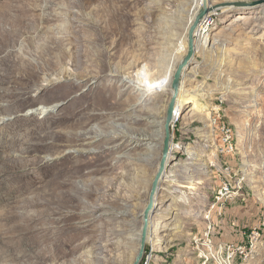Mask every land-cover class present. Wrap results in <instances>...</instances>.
I'll return each mask as SVG.
<instances>
[{"label":"rangeland","instance_id":"374dc122","mask_svg":"<svg viewBox=\"0 0 264 264\" xmlns=\"http://www.w3.org/2000/svg\"><path fill=\"white\" fill-rule=\"evenodd\" d=\"M208 1L222 5L207 15L211 43L230 57L222 67L210 47L201 50L182 77L193 93L211 86L201 99L210 118H191L189 103L173 123L179 148L168 167L178 178L172 186L177 193L192 183L197 189L181 206L170 194L155 208L154 220L171 224L149 239L148 264H200L196 233L212 225L215 243L240 241L242 231L264 221V0ZM191 6L193 0H0V264H129L137 255L132 235L160 160L144 158L145 141L136 146L111 132L112 120L135 111L121 122L145 128V115L160 113L161 103L150 95L132 107L137 93L113 74L140 57L154 69L165 51L175 53ZM208 124L214 132L204 137ZM223 124L233 131V153L217 151ZM92 126L107 132L69 141ZM189 160L195 164L184 171ZM223 166L233 169L228 179L241 182L244 195L202 220ZM123 210L126 217L116 215ZM178 221L182 228L171 229ZM233 264H264V234L258 255Z\"/></svg>","mask_w":264,"mask_h":264},{"label":"bare ground","instance_id":"6f19581e","mask_svg":"<svg viewBox=\"0 0 264 264\" xmlns=\"http://www.w3.org/2000/svg\"><path fill=\"white\" fill-rule=\"evenodd\" d=\"M202 6H203V0H193V6H191V8H190V10L188 12V16H186L187 20H186V22L184 24V27H183L182 38H181V41H180V43L178 44V46L176 48V52L175 53L171 54L168 57V56H165V52H166L165 51L164 55L163 56L161 55L162 58L160 57L161 60L159 61L158 65L157 66H155L156 64L154 65L155 66L154 69L151 68L149 65L145 64L144 60L141 59V57H140L139 59L137 58V60L134 63L128 64L129 66L125 70H116L115 74H113L115 77H121L122 83L130 84L129 86L133 90H135V93H137V95L135 97V104L132 107L136 106L139 103L141 105L146 103L147 98L150 95L158 96L157 103H161V111H160V113L148 112L145 115L146 117L144 116L146 121H147V124H146L145 128L141 129L139 127V128L136 129V128H133L131 125L129 126L128 124H126L124 122H121V119H126L128 116H131V117L134 116V114H136L135 111H132L127 116H122L121 118L119 117L117 119L112 120L113 121L112 122V127L114 128V130H112L111 132H114L115 134L122 135L121 137H125L132 144H136V146L139 145L142 141H145L148 144L146 152H144V158L146 160L151 159V158L153 159V155H155V154H156V157H157L156 158L157 159L156 162H158V160H160L159 159V150H160V148H162L161 147V143H162V140L164 138V131L163 130H164V125H165V120H166V110H167L168 104H169V102L171 100L172 93H173L172 86H171L172 85V77H173V74H174V72H175V70L177 68L178 63L181 61V59L184 57V55L187 52V49H188V46H187L188 32H189L190 27L193 25V23L195 21V18H196V15L200 11ZM209 7L211 8L210 14L211 13L212 14L216 13L217 10L213 7V5L212 6L209 5ZM181 10H184V9H181ZM186 10L184 12H186ZM178 17H180V16H178ZM206 18H207V16L201 21L200 25L197 27L196 32H195V39L197 41V43H196V53H198L201 50L203 52L207 51V49H209V47H210V51L211 52H209V54L210 53L211 54L209 55V57H211V59L215 58L216 62L219 61L218 66L220 65V66L223 67L226 64L227 59H229L230 55H228L227 52L225 51L226 48H222V49L220 48V50L218 52H216V50H215L216 49V44H215L216 42L214 40L213 43H211V35L208 33L209 24L206 25L207 24ZM181 22H183V21H181ZM161 31H163V30H161ZM171 34L169 36L173 37V36H171ZM220 34H221V32L215 34V37L220 35ZM174 38H173V40H175ZM168 39H170V38H168ZM169 42H167V43H169ZM171 43L174 44L175 42L171 41ZM166 55H168V54L166 53ZM205 56L207 57V54ZM223 61H225V62L223 63ZM189 68H190V66L187 69L189 70ZM195 72L197 73V70H195ZM184 75H186V73ZM190 79L193 82L192 78H190ZM217 80H218V78H217ZM53 81H54V79L47 80L48 84L49 83L51 84ZM222 82H223V80H222ZM184 83L185 82L183 80L181 82V84H180V87H179V95H178L177 101H176L175 113L173 115L172 124L175 122V119H176L177 115L179 114V112L182 109L186 108V106L189 103H192V105H193L192 108H191L192 109V113H191V115L189 114L191 116V118L196 117L198 120H201V122H203V123L209 122L210 113L207 112V105L201 99H205L206 97L209 98L210 93L212 92L211 86H208L207 88H203L202 89L203 93L198 94V93H193L192 91L185 89ZM216 85H217V83H216ZM46 106L48 107V105H46ZM44 108H45V106L42 108V111L44 110ZM139 116L140 115H138V117ZM133 120H134L133 124H136V123H138L137 121L139 119H133ZM135 127H137V126H135ZM136 130H137V132H135ZM105 132H107V131L101 129L99 126H92L91 128L84 129L80 133H76V135H73L70 138L69 141L70 142H78L81 137L91 141V140H94L95 138H97L99 136H103L104 134H106ZM213 132L214 131L212 129V126L210 124H208V130L205 133L204 137H211ZM178 148H179V146L175 145V143L172 140L171 152H170V155H169V160L170 161L172 160V158L174 156V153L177 151ZM188 148H189V151L187 153H189L190 156H195L196 153L192 152L191 147H188ZM212 153H213L214 157H217L216 153H214V152H212ZM198 156H201V154L200 155L198 154ZM134 158H136V161H138V162L141 161L137 157H134ZM246 163L247 162H245L244 165ZM192 164H195V162L189 160V161H187L185 163V167H181V168L184 169V171L185 170H189L190 169L189 166L192 165ZM205 164H207V165L209 164V165L213 166L214 162L205 163ZM179 171H180V168H179V170H177V172H179ZM245 171H246L245 172L246 175H251L250 172H248L247 170H245ZM176 176H177V174H176L175 171L167 170V172L165 174V177L162 179V181L159 184V186L161 187L164 183H167L169 186L166 187V189H167L166 193L164 192L160 196L158 195V197H156V199H155L156 207L161 202H163L166 199H168L170 194H172V195L174 194L175 195L174 196L175 200H176L175 202L179 203V205L180 204H185L187 202V200L189 199L188 196L191 195V194H194V190L197 189V185H196L197 183H192V184L188 185L186 190H181V191H178V193H177V190L174 189L173 186H172V184L174 182L178 181V178H176ZM199 181H202V180H199ZM136 183H137V181H136ZM254 187H256V186H254ZM102 188H104V187H102ZM263 189L264 188H260V190H259L262 200H264V191H261ZM175 193H177V194H175ZM93 194H94V192H91V193L88 194L89 197H90V200H91V202H93V204H96V203L98 204V202H100V200H101V197L99 196V197H96V198H91V196ZM173 210L177 211L175 214L180 216L181 208H179V206L175 207ZM119 214L122 217L123 216L126 217L128 215L127 211H124V210L123 211H118L116 213V215H119ZM204 215H206V216H204V218H202V220H207V219L211 218V212H208L207 214H204ZM140 217H142V213H140ZM172 220H175V219L173 218ZM151 223H152V232L149 235V239H151V237L154 234L157 235L164 228L169 227L170 224H171V223H169L167 221H163L162 219L161 220L160 219L159 220L158 219L154 220L153 217H151ZM182 223H183L182 221H178L177 223H174V226H172L171 229L180 230L182 228ZM130 224L131 223H129V225ZM140 233H141V227L138 228V229L136 228L134 230V232H133V235H132V239L134 240V242L136 244H138V246H136V248L133 249L136 253L138 252V248H139ZM158 241H159L158 243H165L166 240H164L162 238H158ZM169 241H171V239ZM135 257H136V255L129 262V264H133V262L135 260Z\"/></svg>","mask_w":264,"mask_h":264},{"label":"built area","instance_id":"2783aa9c","mask_svg":"<svg viewBox=\"0 0 264 264\" xmlns=\"http://www.w3.org/2000/svg\"><path fill=\"white\" fill-rule=\"evenodd\" d=\"M209 17L206 18V22L211 24ZM214 125L217 124V120L213 122ZM220 127L222 132L223 145L221 150H217L219 154H229L235 151L236 146L233 143V131L230 127L223 124ZM233 169L229 166H223V171L220 174L221 185L219 190L216 192L213 204H211L208 212L217 210H222L223 207H218L220 203L233 200L235 198H241L244 195L243 185L241 182L238 184L232 182L228 179V175L231 177L233 174ZM234 176H237V173H234ZM207 219L205 221H210ZM233 226H236V223H232ZM264 234V221L260 224L255 225L241 233L240 241L233 242H221L215 243L213 241L214 230L212 225H208L207 229L204 232H198L192 237V243H194L198 250V258L200 264H233L236 258L241 259H252L254 256L258 255L261 249L262 237ZM149 243V242H148ZM151 257V251L146 250L145 258L142 264H148V261Z\"/></svg>","mask_w":264,"mask_h":264},{"label":"water","instance_id":"95a60500","mask_svg":"<svg viewBox=\"0 0 264 264\" xmlns=\"http://www.w3.org/2000/svg\"><path fill=\"white\" fill-rule=\"evenodd\" d=\"M208 0H203V6L200 11L197 13L195 21L193 25L190 27L187 38L188 49L184 57L178 63L177 68L172 77V96L171 100L168 104L166 111V120L164 125V138H163V146H162V155L159 162V167L155 177L152 181L151 190L148 197V202L146 207L142 213V226L139 240V248L137 255L133 264H142L146 254V247L149 242V235L152 232V223L151 217L156 208L155 199L158 197L161 187L159 184L162 179L165 177V174L169 167V155L171 152V144H172V122L173 115L175 113V106L177 97L179 95V87L182 82V77L184 76L185 71L190 66V64L195 59L196 55V39L195 32L197 27L200 25L201 21L210 13L211 8L209 7ZM258 3V2H257ZM256 2L250 3L251 5L257 4ZM212 6V5H210ZM222 5H217L214 7L215 9L220 8Z\"/></svg>","mask_w":264,"mask_h":264}]
</instances>
